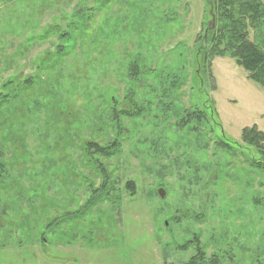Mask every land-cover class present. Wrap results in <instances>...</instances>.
I'll return each mask as SVG.
<instances>
[{
  "label": "rangeland",
  "instance_id": "374dc122",
  "mask_svg": "<svg viewBox=\"0 0 264 264\" xmlns=\"http://www.w3.org/2000/svg\"><path fill=\"white\" fill-rule=\"evenodd\" d=\"M211 3L0 0V264H264V148L241 139L264 88L230 57L205 71ZM211 105L215 132L176 129Z\"/></svg>",
  "mask_w": 264,
  "mask_h": 264
},
{
  "label": "trees",
  "instance_id": "16d2710c",
  "mask_svg": "<svg viewBox=\"0 0 264 264\" xmlns=\"http://www.w3.org/2000/svg\"><path fill=\"white\" fill-rule=\"evenodd\" d=\"M211 9L219 14L220 17V29L216 32L215 29L208 30L202 36L201 42L203 46L200 48V59L201 63L205 67V71L209 69L210 76L212 75L211 62L215 57H230L232 58L238 66L244 68L247 72L250 80L258 83L264 88V33L258 34L257 38L252 40L249 37L248 30L250 27L254 30H261L264 26V2L263 0H214V5ZM250 26V27H249ZM209 65V68H208ZM135 68V67H134ZM133 67L128 68V72L135 77L136 72H134ZM198 72V71H196ZM130 78L133 82V78ZM215 88V87H214ZM133 83L128 87L125 93V98L130 99L133 95ZM166 97H168L166 95ZM118 97H112L107 102V113L112 114L114 122L119 118V122L124 115L123 110L120 106V101L116 100ZM151 103V104H150ZM153 102L149 101L147 103V108L149 109ZM139 107V106H138ZM143 107H139L142 109ZM136 109V108H135ZM172 114V113H171ZM174 114V113H173ZM158 117H153L152 121L156 122ZM217 112L214 105L209 106V108L203 109V115L197 111L192 114H186L181 120L175 122L176 129L184 130L188 128L189 132L194 134L199 132L202 128V121L210 125L213 123L214 132L215 126L220 127L217 123ZM218 124V125H217ZM206 127V125H205ZM118 132H121V126L118 125ZM218 139H220L222 145L228 147H233L234 142H232L229 137L226 136L225 132L221 130L220 135L217 134ZM242 142L248 146L263 145L264 148V132L259 130V128L254 125L252 127H245L241 134ZM115 145V143H111ZM119 146V143H116ZM157 144L152 146L154 152H158ZM105 148V147H104ZM255 148V147H254ZM264 156V150L262 151ZM176 158V157H175ZM264 161V159H262ZM184 170L190 174L193 171V165L188 163L186 166H182ZM4 172V167L0 164V178ZM191 177V176H185ZM133 183H128L132 186ZM181 191L183 195L189 194L191 188L197 187L196 183L193 182V178L188 179L185 182H180Z\"/></svg>",
  "mask_w": 264,
  "mask_h": 264
},
{
  "label": "water",
  "instance_id": "95a60500",
  "mask_svg": "<svg viewBox=\"0 0 264 264\" xmlns=\"http://www.w3.org/2000/svg\"><path fill=\"white\" fill-rule=\"evenodd\" d=\"M215 19V17H214V15H213V20ZM160 194H161V196H164L165 195V191L164 190H160Z\"/></svg>",
  "mask_w": 264,
  "mask_h": 264
},
{
  "label": "crops",
  "instance_id": "0c3cea01",
  "mask_svg": "<svg viewBox=\"0 0 264 264\" xmlns=\"http://www.w3.org/2000/svg\"><path fill=\"white\" fill-rule=\"evenodd\" d=\"M48 259H49V258H48ZM48 259H47V260H48ZM50 261H51L53 264H57V261H58V260L54 257V261H53V259H50Z\"/></svg>",
  "mask_w": 264,
  "mask_h": 264
}]
</instances>
